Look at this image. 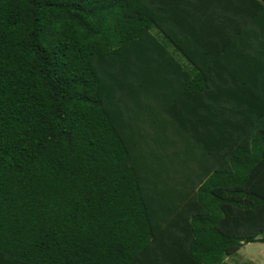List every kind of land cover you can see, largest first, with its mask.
Instances as JSON below:
<instances>
[{"label": "trees", "instance_id": "1", "mask_svg": "<svg viewBox=\"0 0 264 264\" xmlns=\"http://www.w3.org/2000/svg\"><path fill=\"white\" fill-rule=\"evenodd\" d=\"M255 242L264 0H0V264H230Z\"/></svg>", "mask_w": 264, "mask_h": 264}, {"label": "rangeland", "instance_id": "2", "mask_svg": "<svg viewBox=\"0 0 264 264\" xmlns=\"http://www.w3.org/2000/svg\"><path fill=\"white\" fill-rule=\"evenodd\" d=\"M171 49L173 51L172 47ZM176 54L182 62H186L180 54ZM226 261L230 264H264V243L255 242L246 244L238 253L228 257Z\"/></svg>", "mask_w": 264, "mask_h": 264}]
</instances>
